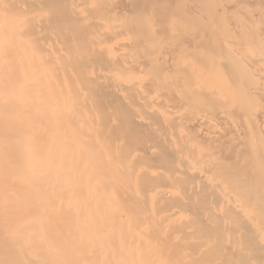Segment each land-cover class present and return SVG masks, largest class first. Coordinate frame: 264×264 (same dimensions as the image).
<instances>
[{"label":"bare ground","instance_id":"1","mask_svg":"<svg viewBox=\"0 0 264 264\" xmlns=\"http://www.w3.org/2000/svg\"><path fill=\"white\" fill-rule=\"evenodd\" d=\"M184 1L0 0V264H264V0Z\"/></svg>","mask_w":264,"mask_h":264},{"label":"rangeland","instance_id":"2","mask_svg":"<svg viewBox=\"0 0 264 264\" xmlns=\"http://www.w3.org/2000/svg\"><path fill=\"white\" fill-rule=\"evenodd\" d=\"M186 1V3H187V1L189 2V0H185ZM185 1H184V3H185ZM181 2V1H180ZM176 19H179V17H176ZM181 19V18H180ZM184 19V18H183ZM181 21V20H180ZM183 21V20H182ZM197 22V21H196ZM198 22H199V20H198ZM181 23V22H180ZM182 23H188V21L186 22V20H185V22H182ZM190 23V22H189ZM188 23V25H189V28H190V24H193V26L192 27H194V23L191 21V23L189 24ZM182 26H185V24H183ZM196 27H198V24H196L195 25ZM187 27V26H186ZM196 27H194L195 29H196ZM201 28H202V26H200ZM185 28V27H184ZM195 29H193L194 30V32H196L195 31ZM197 30L199 31V29L197 28ZM188 31H190V30H188ZM180 32H186V30L185 31H182V30H180V31H178L177 33H179L180 35L182 34V33H180ZM192 34V33H191ZM179 36V35H178ZM186 36H188V34L186 35ZM181 37H184V36H181Z\"/></svg>","mask_w":264,"mask_h":264}]
</instances>
